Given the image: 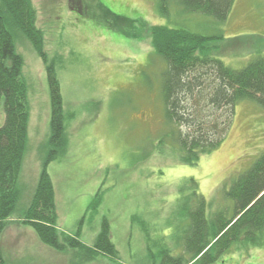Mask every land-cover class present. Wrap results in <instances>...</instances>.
Returning <instances> with one entry per match:
<instances>
[{"label": "rangeland", "instance_id": "374dc122", "mask_svg": "<svg viewBox=\"0 0 264 264\" xmlns=\"http://www.w3.org/2000/svg\"><path fill=\"white\" fill-rule=\"evenodd\" d=\"M77 2L81 10L71 0H33L36 24L61 83L68 137L65 152L47 170L55 186L60 228L71 235L80 230V238L92 244L106 218L119 257L100 254L88 261L71 248L55 250L18 219L31 202L51 134L46 66L18 33L15 45L24 59L30 118L18 179L20 198L2 235L5 264H160L162 251L185 255L181 238L195 193L207 199L209 219L218 211L233 214L227 191L264 150V107L249 99L239 101L228 137L196 164L175 159L169 141L162 153L166 63L153 53L146 25L174 22L205 35L248 36L247 41L227 40L218 55L240 69L264 49V0H236L223 23L204 13L180 15L176 6L166 17L158 0ZM113 14L128 20L126 25ZM125 31L142 34L130 37ZM4 120L0 107V126ZM210 264H264V233L262 244H234Z\"/></svg>", "mask_w": 264, "mask_h": 264}, {"label": "trees", "instance_id": "16d2710c", "mask_svg": "<svg viewBox=\"0 0 264 264\" xmlns=\"http://www.w3.org/2000/svg\"><path fill=\"white\" fill-rule=\"evenodd\" d=\"M71 1L81 10L78 0ZM235 1L158 0V5L160 13L166 17L176 6L182 11L180 15L204 13L223 23ZM108 14L112 15L110 11ZM36 16L33 0H0V107L5 111V120L0 126V264H5L2 235L20 198L18 179L30 118L28 85L23 76L24 59L15 45L18 33L31 42L45 63L51 102L49 150L31 202L18 219L29 225L42 243L55 250L71 248L88 261L100 254L116 259L119 252L106 218L92 244L80 238V230L71 235L58 223L56 191L47 166L65 152L68 144L64 97L55 60H51L45 50L44 32L37 26ZM114 17L118 21L125 20ZM127 21L121 23L126 25ZM172 23L146 25L153 53L166 63L162 72V97L167 132L159 148L162 153L167 152L165 141H169L175 159L193 165L228 137L239 101L249 99L264 107V53L260 54L264 49H259L258 55L244 67L236 69L218 56L221 47L227 40L247 41L250 37L227 38L223 33L205 35ZM125 33L130 37L142 34L139 31ZM260 38L257 36L255 40ZM227 194L234 201L233 214L227 217L218 211L211 219L206 214L205 196L194 194L196 201L186 208L189 224L181 238L185 255L173 257L162 251L160 264H210L234 244L263 243L264 150L233 181Z\"/></svg>", "mask_w": 264, "mask_h": 264}, {"label": "crops", "instance_id": "0c3cea01", "mask_svg": "<svg viewBox=\"0 0 264 264\" xmlns=\"http://www.w3.org/2000/svg\"><path fill=\"white\" fill-rule=\"evenodd\" d=\"M57 203V202H56ZM58 212V211H57Z\"/></svg>", "mask_w": 264, "mask_h": 264}]
</instances>
